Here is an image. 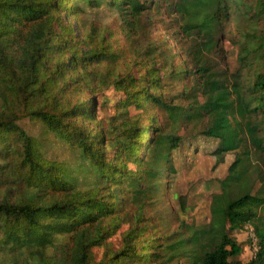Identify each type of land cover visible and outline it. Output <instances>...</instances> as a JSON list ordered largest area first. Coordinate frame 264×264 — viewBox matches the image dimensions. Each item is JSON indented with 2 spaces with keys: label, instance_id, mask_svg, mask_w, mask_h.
Segmentation results:
<instances>
[{
  "label": "trees",
  "instance_id": "trees-1",
  "mask_svg": "<svg viewBox=\"0 0 264 264\" xmlns=\"http://www.w3.org/2000/svg\"><path fill=\"white\" fill-rule=\"evenodd\" d=\"M162 6L179 53L148 38ZM104 7L109 24L87 17ZM104 91L121 95L100 117ZM25 118L77 166L47 158ZM200 138L214 166L234 156L194 223L169 200L174 154ZM248 224L244 262L232 233ZM0 264H264V0H0Z\"/></svg>",
  "mask_w": 264,
  "mask_h": 264
},
{
  "label": "rangeland",
  "instance_id": "rangeland-1",
  "mask_svg": "<svg viewBox=\"0 0 264 264\" xmlns=\"http://www.w3.org/2000/svg\"><path fill=\"white\" fill-rule=\"evenodd\" d=\"M254 3L255 0H243V6L248 9H252ZM161 8L162 9L160 11L163 12L160 14H154L153 16L154 23L152 24L148 38L152 39V41L157 44L166 43L170 49L179 53L181 50L179 39L174 38L172 34L176 30V26L173 22V16L167 15L163 6ZM87 17L89 19L95 18L97 21L107 24L112 21V13L108 11L106 7H104L103 10L97 14L94 10L89 11ZM236 28L237 25L234 22L229 25V29L232 32H235ZM120 44L124 48L125 55L131 56V48L124 37H122ZM224 45L229 54L231 68H233L235 65L234 48L227 40L224 42ZM117 67L120 68V65ZM165 89H168L166 91V95L170 97L169 95L176 93V91L180 88L175 87L174 89L172 86H166ZM103 94L104 95L97 96L99 103L98 115L100 117L111 115L114 112L111 100L115 101L121 95V93L115 91H104ZM102 100L107 101V103H104L103 107H101ZM19 124L30 135L35 137L36 141L40 145L41 151L47 158L64 162L71 168L77 166L79 163L78 150L55 137L52 133L47 132L39 121L25 118L20 120ZM198 144L200 147L198 150L199 153H195V156H192L191 154V158L188 156L184 157V149L174 154L178 172L172 184L171 192L176 196H171L169 200V204L173 207L174 212H178L181 219L194 223L207 221L209 217V201L211 193L217 189L216 180L225 175L229 162L233 160L234 156L233 153H228L225 163L214 166V157L210 154V152L213 149L215 142H206L200 138ZM79 179H82V175L79 176ZM178 195H185V208L181 207L178 203ZM125 227H122L111 238V241H113L116 245L120 243V233ZM232 236L243 247L239 259L244 262L249 261L252 257L249 249L248 229L243 228L235 231L232 233ZM93 253L94 259L98 260L101 257L102 249L94 248Z\"/></svg>",
  "mask_w": 264,
  "mask_h": 264
},
{
  "label": "built area",
  "instance_id": "built-area-1",
  "mask_svg": "<svg viewBox=\"0 0 264 264\" xmlns=\"http://www.w3.org/2000/svg\"><path fill=\"white\" fill-rule=\"evenodd\" d=\"M244 228L248 229V234H249V249H250V252H251V257L253 258L256 254V251H257V240H256V236L253 232V228L250 224L246 225Z\"/></svg>",
  "mask_w": 264,
  "mask_h": 264
}]
</instances>
